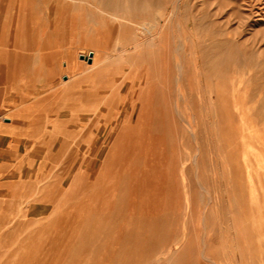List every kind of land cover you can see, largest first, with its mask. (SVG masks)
<instances>
[{
  "label": "rangeland",
  "instance_id": "1",
  "mask_svg": "<svg viewBox=\"0 0 264 264\" xmlns=\"http://www.w3.org/2000/svg\"><path fill=\"white\" fill-rule=\"evenodd\" d=\"M2 35L0 264H264V0H0Z\"/></svg>",
  "mask_w": 264,
  "mask_h": 264
},
{
  "label": "crops",
  "instance_id": "2",
  "mask_svg": "<svg viewBox=\"0 0 264 264\" xmlns=\"http://www.w3.org/2000/svg\"><path fill=\"white\" fill-rule=\"evenodd\" d=\"M3 35L0 38V96H3V81L13 82L17 85L10 84L6 89L5 96H21L23 94L22 85L18 84L24 77L25 73V56H24V48L23 43L20 44L18 41L11 42V50H9L6 55L3 57ZM43 45V49L49 48ZM40 59L44 61L42 64L40 63ZM56 58L50 54L46 55V57H40L35 67L34 71L41 73L42 71H46L49 76H52L56 73ZM42 66V67H41ZM46 67V69H44Z\"/></svg>",
  "mask_w": 264,
  "mask_h": 264
},
{
  "label": "bare ground",
  "instance_id": "3",
  "mask_svg": "<svg viewBox=\"0 0 264 264\" xmlns=\"http://www.w3.org/2000/svg\"><path fill=\"white\" fill-rule=\"evenodd\" d=\"M41 49H43V48H41ZM85 66H86V65H85ZM72 67H74V66H72ZM72 67H71V68H72ZM69 69H70V68H69ZM59 71H61V70H59ZM67 71H68V70H67ZM69 71H70V70H69ZM73 79H74V78H73ZM79 80H80V78H79ZM70 81H71V80H70ZM74 81H75V80H74ZM74 81H72V84H71V83H67V85H65V86H68V85H70V84L73 85V82H74ZM80 81H81V80H80ZM80 81H78V82H80ZM84 84H85V82H84ZM77 85H78V84H77ZM77 85H76V86H77ZM80 85H81V84H80ZM69 88H70V87H69ZM63 90H64V89H63ZM63 90H62V91H63ZM74 90H75V89H74ZM60 91H61V90H60ZM58 93H59V92H58ZM75 94H76V93H75ZM70 95L72 96V94H70ZM94 118H95V116H94ZM92 121H93V120H92ZM22 122H23V121H22ZM127 122H128V121H127ZM59 123H60V122H59ZM54 128H55V127H54ZM66 141H67V140H66ZM69 143H70V142H69ZM62 150H63V149H62ZM69 158H70V157H69ZM1 179H3V178H2V175H0V186L3 185V181H2ZM17 181H18V180H17ZM72 181H73V180H72ZM12 182H13V181H12ZM15 182H16V181H15ZM16 183H17V182H16ZM16 189H17V188H16ZM2 196H3V195H2ZM14 206H15V205H14ZM14 206H13V208H14ZM48 224H49V223H48ZM49 230H50V228H49ZM49 233H50V231H49ZM45 234H47V233H45ZM45 236H46V235H45ZM45 236H44V237H45ZM48 236H49V235H48ZM47 238H48V237H47ZM47 238H46V239H47ZM50 240H52V239H50ZM29 247H30V246H29ZM29 249H30V248H29Z\"/></svg>",
  "mask_w": 264,
  "mask_h": 264
},
{
  "label": "water",
  "instance_id": "4",
  "mask_svg": "<svg viewBox=\"0 0 264 264\" xmlns=\"http://www.w3.org/2000/svg\"><path fill=\"white\" fill-rule=\"evenodd\" d=\"M92 55H93V53L90 52L89 55L86 56V57H85L83 54H82L81 56L85 57L89 62H91V60H92Z\"/></svg>",
  "mask_w": 264,
  "mask_h": 264
}]
</instances>
